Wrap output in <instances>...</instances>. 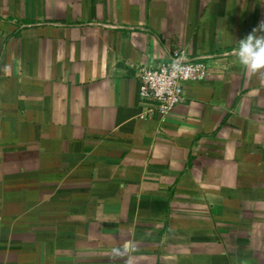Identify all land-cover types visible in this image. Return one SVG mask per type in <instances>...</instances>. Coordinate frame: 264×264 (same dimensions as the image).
Instances as JSON below:
<instances>
[{"label": "crops", "instance_id": "crops-1", "mask_svg": "<svg viewBox=\"0 0 264 264\" xmlns=\"http://www.w3.org/2000/svg\"><path fill=\"white\" fill-rule=\"evenodd\" d=\"M264 0H0V264H264ZM210 56L163 121L137 68Z\"/></svg>", "mask_w": 264, "mask_h": 264}, {"label": "built area", "instance_id": "built-area-1", "mask_svg": "<svg viewBox=\"0 0 264 264\" xmlns=\"http://www.w3.org/2000/svg\"><path fill=\"white\" fill-rule=\"evenodd\" d=\"M210 60V56L188 58L183 50L177 49L156 66H139L137 78L141 115L156 114L161 121L165 120L185 101L184 85L206 78Z\"/></svg>", "mask_w": 264, "mask_h": 264}, {"label": "clouds", "instance_id": "clouds-1", "mask_svg": "<svg viewBox=\"0 0 264 264\" xmlns=\"http://www.w3.org/2000/svg\"><path fill=\"white\" fill-rule=\"evenodd\" d=\"M234 54L238 62L253 73L264 69V21L240 39Z\"/></svg>", "mask_w": 264, "mask_h": 264}]
</instances>
